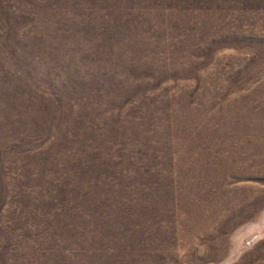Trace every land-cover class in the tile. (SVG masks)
Wrapping results in <instances>:
<instances>
[{
  "label": "rangeland",
  "instance_id": "1",
  "mask_svg": "<svg viewBox=\"0 0 264 264\" xmlns=\"http://www.w3.org/2000/svg\"><path fill=\"white\" fill-rule=\"evenodd\" d=\"M0 264H264V0H0Z\"/></svg>",
  "mask_w": 264,
  "mask_h": 264
}]
</instances>
